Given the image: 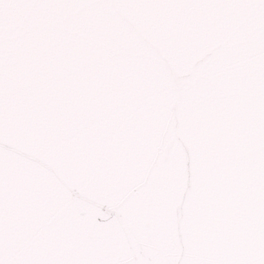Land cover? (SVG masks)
Returning a JSON list of instances; mask_svg holds the SVG:
<instances>
[{"label":"snow or ice","instance_id":"snow-or-ice-1","mask_svg":"<svg viewBox=\"0 0 264 264\" xmlns=\"http://www.w3.org/2000/svg\"><path fill=\"white\" fill-rule=\"evenodd\" d=\"M121 12L181 66L227 40L176 93L195 144L182 254L171 209L183 158H162L174 132L165 69ZM13 108L50 147L135 163L94 169L75 203L43 177L58 212L13 185L0 156V264H264V0H0V131Z\"/></svg>","mask_w":264,"mask_h":264},{"label":"water","instance_id":"water-1","mask_svg":"<svg viewBox=\"0 0 264 264\" xmlns=\"http://www.w3.org/2000/svg\"><path fill=\"white\" fill-rule=\"evenodd\" d=\"M200 15L209 24L215 22L213 14ZM119 18L129 29L137 32L143 42L159 56L165 69L166 83L170 91L165 111L168 115L169 127L174 129V132L163 150L162 158L167 160L175 152H179L183 158V179L171 209L177 249L178 253L182 254L185 247L183 221L186 203L194 184L195 144L192 136L186 135L183 131L184 105L182 97L176 93L186 81L193 80L197 76L201 66L209 64L222 54L227 40L214 38L205 42L191 61L181 66L167 55L158 40L144 32L134 14L121 12ZM199 24L200 20L194 19L185 25V32L195 35ZM112 151L107 149L103 154H95L77 152L72 146L66 144L50 147L45 133L37 124L31 121H25L23 124L18 122L14 108L6 113L3 130L0 131V156L3 158L6 176L11 179L13 185L17 181L26 185L38 199L58 212H64L65 209L57 199V192L44 183L43 177L56 179L59 195L63 201L75 203L86 200L90 197L89 180L94 169L106 165L131 166L135 163L134 152H129L127 156L113 158ZM113 211L118 214L123 213L121 208H113ZM150 226L151 222L145 220L144 229L147 231Z\"/></svg>","mask_w":264,"mask_h":264}]
</instances>
